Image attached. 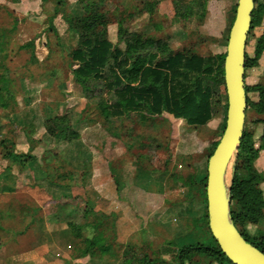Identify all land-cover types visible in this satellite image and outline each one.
Wrapping results in <instances>:
<instances>
[{
	"label": "rangeland",
	"instance_id": "rangeland-1",
	"mask_svg": "<svg viewBox=\"0 0 264 264\" xmlns=\"http://www.w3.org/2000/svg\"><path fill=\"white\" fill-rule=\"evenodd\" d=\"M151 1L156 3L149 13L145 8ZM228 1L235 4L238 0ZM54 4L55 0H0V28L7 29L1 40L7 43L5 62L14 98L9 108L0 109V138L16 143L17 151L29 147L35 156L28 163L30 177L23 176L22 181L12 175L16 166L12 174L4 170L8 163L0 157V264H150L147 259L157 257L158 252L173 250L169 247L171 235L150 220L177 213L178 201L199 200L193 191L195 181L206 173L210 152L226 125L225 84L218 91L221 112L205 126L192 127L166 114L153 121L146 114H131L103 126L68 69V52L76 37L60 16L53 19L59 38L46 33ZM66 9L78 17L96 11L100 27H106L114 43L122 31L164 38L171 50L193 47L200 55L226 52L236 12L234 5L221 13L216 0H68ZM263 27L264 18L247 35L249 56L254 55ZM29 38H35L33 58L31 49L19 48ZM246 83L264 84V52L257 68L246 69ZM248 97L257 102V91L248 92ZM83 111L85 121L80 120ZM56 114H66L80 134L78 139L66 143L48 134L45 121ZM260 117L264 115L247 106L244 130L252 133L255 148L262 132ZM236 159L237 153L228 168L230 187ZM253 164L261 176L264 198V150ZM57 171L72 174L71 179L69 175L58 178ZM159 186L163 189L160 199L177 203L155 204L157 196L151 194ZM78 194H86L97 212L109 215L101 226L103 244L110 246L106 253H87L64 223L47 219L56 200ZM147 198L150 203L144 204ZM30 210H35L34 216L25 218L24 224L8 218L9 214L19 218ZM10 227L23 231L14 232ZM246 229L252 240L264 238V217L248 223ZM90 231L84 229V235ZM195 232L196 241L212 242L205 229L197 226Z\"/></svg>",
	"mask_w": 264,
	"mask_h": 264
},
{
	"label": "trees",
	"instance_id": "trees-1",
	"mask_svg": "<svg viewBox=\"0 0 264 264\" xmlns=\"http://www.w3.org/2000/svg\"><path fill=\"white\" fill-rule=\"evenodd\" d=\"M254 2L250 30L261 25L264 18V0ZM67 3L68 0H55L46 33H53L59 38L53 19L60 16L67 24L69 33L76 37L75 46L68 52V69L80 86L83 96L98 113L103 126L131 114H146L152 121L165 118L166 114L184 120L189 126L202 127L221 112L218 91L220 85H224L226 52L200 55L194 52L193 47L174 51L167 47L164 38L126 34L122 31L118 33L119 41L114 43L108 38L106 27H100V14L95 11L89 16H74L67 11ZM155 3H147L145 11L152 12ZM233 20L234 17L232 22ZM2 30L0 28V109L9 108L10 100H14L12 89L9 87L12 78L5 62L7 43H4V39L1 40L7 29ZM34 41L35 38H32L19 46L20 49H31L32 58L35 57ZM263 52L264 27L256 40L254 55L245 54V83L246 69L257 68ZM245 91L247 106L264 115V84L250 86L246 83ZM250 91H257V102L248 97ZM85 114V111L81 113V121H85ZM67 120L66 114L49 116L45 121L46 131L50 136L66 143L78 139L79 132ZM258 121L262 124L259 146L254 147L252 133L244 130L237 148L235 172L230 189V215L242 236L264 252V238L252 240L246 229L248 223H257L264 217V198L259 186L261 176L253 164L259 151L264 150V117L258 118ZM219 139L214 143L210 155ZM15 147L16 143L10 142L7 137L0 138V157L7 160V169L12 173V167H17L15 176L22 181L23 176L30 177L28 163L35 156L29 147L26 151H17ZM66 175L71 179L72 174H59L57 171L58 178L67 177ZM195 182L193 191L205 204L199 227L209 233L212 242H195L176 250L164 249L157 253V257L147 259L150 264H234L222 252L209 230L207 171ZM66 185L70 186L71 183ZM34 212L35 210L24 212L19 218L18 215L9 214L8 218L17 219L19 224H24V219L33 217ZM108 217V214L94 209L86 194H78L56 200L47 219L51 223H64L72 236L86 246L87 253L93 254L97 250L103 254L110 250L109 245L103 244L104 234L101 229ZM4 226L1 225L2 229ZM86 228L92 231L88 236L84 235ZM11 229L19 233L23 231L17 230L16 227ZM163 255H169L170 258L161 257Z\"/></svg>",
	"mask_w": 264,
	"mask_h": 264
},
{
	"label": "water",
	"instance_id": "water-1",
	"mask_svg": "<svg viewBox=\"0 0 264 264\" xmlns=\"http://www.w3.org/2000/svg\"><path fill=\"white\" fill-rule=\"evenodd\" d=\"M254 0H238L224 59L226 125L207 164V216L213 238L234 264H264V252L248 242L230 215L229 165L241 143L246 118L245 54Z\"/></svg>",
	"mask_w": 264,
	"mask_h": 264
},
{
	"label": "crops",
	"instance_id": "crops-1",
	"mask_svg": "<svg viewBox=\"0 0 264 264\" xmlns=\"http://www.w3.org/2000/svg\"><path fill=\"white\" fill-rule=\"evenodd\" d=\"M3 1H4V3H6V2L16 3L19 0H3ZM216 2H218V4L221 7V9H220L221 13L223 11L225 13V10L226 11L230 10L234 5L237 6L236 5L237 3L232 4L228 0H216ZM21 25H24V24H21ZM31 35H33V33ZM30 40H31V38L26 40V42H28ZM3 160H6V159H3ZM4 170L7 171L8 173L12 174V172L7 169L6 165H5ZM12 175L18 181V179L15 176V172ZM162 190L163 189L161 188V186H159L157 188V191L156 192L154 191L153 194H151L153 196H155V195L157 196V202H155V204H159L161 206H165V204L167 206L174 205L176 201L175 202L174 201L173 202H171V201L167 202L166 198H164V197L162 199H160V196H158V195H161L163 193ZM148 198H149V200L151 199V197H148ZM148 198L144 204H146L147 202L150 203ZM160 200H161V202H160ZM179 202L180 201H178V204H176V205H178L177 213H173V214H170L168 216H164L163 214L157 215L156 218H152L150 220L151 225L153 224V226H155L156 228H159L160 230L165 229L166 232L169 233V235H171V237H172L171 238V246H169V247H171V249H173V250L174 249L176 250L179 247L187 245V244H192L195 242H201L199 240L196 241L197 233L195 232V228H197V226L199 227L200 224L202 223L201 220H199V219H201V217L204 215V210H205V204L200 199L198 200L197 198H195V199L190 198V199H188V201L183 202L184 204H181Z\"/></svg>",
	"mask_w": 264,
	"mask_h": 264
},
{
	"label": "bare ground",
	"instance_id": "bare-ground-1",
	"mask_svg": "<svg viewBox=\"0 0 264 264\" xmlns=\"http://www.w3.org/2000/svg\"><path fill=\"white\" fill-rule=\"evenodd\" d=\"M229 177H230V171H228L227 175H226V180L229 181Z\"/></svg>",
	"mask_w": 264,
	"mask_h": 264
}]
</instances>
